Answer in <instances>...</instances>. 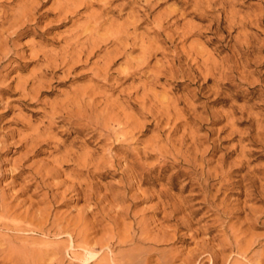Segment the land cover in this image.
<instances>
[{"label":"rangeland","instance_id":"1","mask_svg":"<svg viewBox=\"0 0 264 264\" xmlns=\"http://www.w3.org/2000/svg\"><path fill=\"white\" fill-rule=\"evenodd\" d=\"M80 112L115 139L75 134ZM206 179L252 246L229 263L264 264V0H0V264H103L139 223L200 229ZM193 230L146 245L152 264H183Z\"/></svg>","mask_w":264,"mask_h":264},{"label":"bare ground","instance_id":"2","mask_svg":"<svg viewBox=\"0 0 264 264\" xmlns=\"http://www.w3.org/2000/svg\"><path fill=\"white\" fill-rule=\"evenodd\" d=\"M72 1V0H71ZM149 2V1H148ZM84 3V2H83ZM71 5V4H70ZM108 5V4H107ZM72 7V6H71ZM108 7V6H107ZM148 7V6H147ZM105 9V8H104ZM107 12V11H106ZM122 12V11H121ZM107 15V14H106ZM132 16V15H131ZM129 20V19H128ZM90 24V23H89ZM99 25V23H97ZM102 24V23H101ZM124 24V23H123ZM96 25V26H98ZM115 25V24H114ZM118 25V24H116ZM122 25V24H121ZM113 29V28H112ZM118 29V28H116ZM115 29V30H116ZM111 32V31H110ZM109 32V33H110ZM115 34H119L114 32ZM86 34V33H85ZM119 36V35H118ZM113 37V36H112ZM115 39H119L118 37H116ZM121 39V37H120ZM119 39V40H120ZM111 40H114L111 39ZM116 40V43H117ZM101 41V40H100ZM115 41V40H114ZM117 47V46H116ZM248 48V47H247ZM246 48V49H247ZM128 49V48H127ZM249 50V49H248ZM82 56V55H81ZM92 56V55H91ZM108 63V62H107ZM109 64V63H108ZM107 64V67H108ZM110 65V64H109ZM106 66V65H105ZM110 69V67H109ZM105 70V69H104ZM106 81V80H105ZM77 107V106H76ZM81 108V107H80ZM67 110V109H65ZM78 110V109H77ZM65 112V111H64ZM77 112V111H76ZM84 112V111H83ZM66 113V112H65ZM105 113V112H104ZM66 115V114H65ZM66 117V116H65ZM98 118V117H97ZM102 119V118H101ZM107 119V118H106ZM109 119V118H108ZM112 120V118H111ZM110 120V121H111ZM67 121L71 123L73 127V132L76 134H80L82 132V130L84 128H92L94 129V131H99L100 130L103 132V136H107L109 139L114 140L115 139V135L113 132H109L111 130H109L110 124L111 122H109V120H106L105 122L104 119L102 120H93L92 119V115L90 116L89 114L85 113H76V114H70L67 117ZM55 123V122H54ZM112 123H114V121L112 120ZM116 123V122H115ZM114 123V124H115ZM119 123V122H117ZM121 124V123H120ZM75 126H80L81 128L75 127ZM113 126V125H112ZM115 126V125H114ZM111 128V127H110ZM115 131V130H114ZM116 132V131H115ZM117 133V132H116ZM105 134V135H104ZM119 134V135H118ZM117 135L120 137V133H118ZM122 134V133H121ZM128 135V133H127ZM123 137V136H122ZM124 138V137H123ZM77 139V138H76ZM119 139V138H117ZM108 140V139H107ZM126 140V139H125ZM74 141V140H73ZM120 143V142H119ZM33 148V147H32ZM33 150V149H32ZM82 153V152H80ZM68 157H72L71 154L67 155ZM74 157V156H73ZM77 157V156H76ZM78 157L82 158V164L79 163V167H83V165H89L90 163H92L91 161L93 160V155L88 152L84 153L83 155H79ZM90 161V163H89ZM194 161V160H193ZM84 162V164H83ZM89 163V164H88ZM190 163V162H189ZM192 163V162H191ZM190 163V164H191ZM194 164V163H193ZM192 164V165H193ZM198 164V163H197ZM195 164V165H197ZM191 165V166H192ZM90 166V165H89ZM98 166V165H97ZM201 166V165H200ZM199 166V167H200ZM198 167V166H197ZM198 167V168H199ZM202 169V168H201ZM82 171V170H81ZM194 171V170H193ZM198 171V170H197ZM195 171V172H197ZM80 172V171H78ZM204 172V170H203ZM206 174V173H205ZM208 175V174H207ZM193 176V175H192ZM210 177V175H208ZM207 176V177H208ZM206 177V176H205ZM67 179V178H66ZM205 180V179H204ZM210 180L207 181L206 179V186H207V190L204 193L205 196V201L208 203V207L210 208L209 211H213L214 213V220H212L210 223L209 221L207 222V225L201 227L200 229H196L193 230L192 229V224L189 221V219L187 221L185 220H180L177 221L173 231V235H171L169 229H164V228H160L157 231V234L153 237L150 235L151 231L149 229V226L147 225H143L142 223L138 224V228L137 231L135 233V235H133L132 230L128 231V235H126L123 240H121V236H118L121 238L120 241L118 242V246L123 247L124 245H130L133 246V248L130 250H124L125 252L123 253V250L120 251V253L116 254L113 256L112 259H107L105 258L103 260V264H152L153 262V256L151 254V251L149 249H147L145 246L148 244H152V245H158V244H164L167 243L169 241L175 240L176 238H179V241H183L185 242L186 240L184 238H180L179 237V232L182 229H189V230H193V235H192V240H194V244L195 247L191 250L188 251L186 253V256L183 260V264H228L229 263V257L226 256V253L228 251H232V252H236V254H240V255H245L246 253H248L251 249L252 246H246L244 244L243 239L240 237V229H237V226L235 224H229V222H227L223 217L229 218V219H236L237 218V212L233 209H228V208H222L221 206L217 205V199L218 196L217 195H212L209 189L210 186ZM204 183V182H203ZM209 183V184H207ZM223 185V184H222ZM202 186L204 187V185L202 184ZM213 186V185H212ZM202 187V188H203ZM211 187V186H210ZM205 189V188H204ZM209 191V192H208ZM139 194V193H138ZM161 199V198H160ZM3 205L0 204V220L2 218H4L5 216H7V214L10 212L5 211L4 207L2 208ZM163 206V205H162ZM6 209V208H5ZM181 208L179 207H174L173 208V213H180ZM6 212V213H5ZM197 212V211H196ZM189 214V213H188ZM5 215V216H4ZM8 215V216H9ZM195 215V212H191L190 215L187 217H191ZM213 215V214H212ZM206 219V218H205ZM3 220V219H2ZM167 221V220H165ZM203 221V220H202ZM3 222V221H2ZM97 223V222H96ZM235 223V222H234ZM6 224V223H5ZM18 226V225H17ZM133 228V227H132ZM68 228L65 229V231ZM74 230V229H73ZM85 229L80 230V232H84ZM128 230V229H126ZM60 231H63L60 229ZM70 231V229H69ZM76 231V229H75ZM74 231V232H75ZM74 232H71L72 234H75ZM86 232V231H85ZM125 232V231H124ZM64 233V232H63ZM62 233V234H63ZM82 233L76 234L79 236H81ZM139 234V235H138ZM203 237H199L202 236ZM73 236L75 235H71V238H73ZM123 236V234H122ZM76 236V239L78 238ZM76 239L74 241H76ZM118 239V238H117ZM78 240V239H77ZM119 240V239H118ZM80 241V240H79ZM86 243V241H84ZM84 242H77L78 244H82ZM108 243V242H107ZM110 244V243H108ZM107 244V245H108ZM112 244L109 245V248H111ZM115 246V245H114ZM148 247V246H147ZM160 247V246H159ZM102 248V247H101ZM254 250V248H253ZM251 250V252L253 251ZM92 253H94V251H91ZM249 254V253H248ZM247 254V255H248ZM175 256V255H174ZM173 256V257H174ZM173 257H169V256H162L159 260L156 261L155 264H173V262H175L173 259ZM90 258V256H89ZM92 258V257H91ZM222 261V262H220ZM230 264V263H229ZM233 264V263H232Z\"/></svg>","mask_w":264,"mask_h":264}]
</instances>
